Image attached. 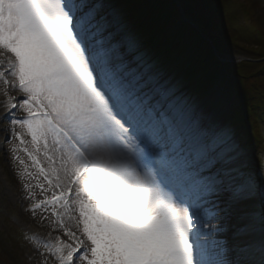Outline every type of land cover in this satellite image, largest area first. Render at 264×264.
Instances as JSON below:
<instances>
[{
  "label": "snow or ice",
  "instance_id": "6c2138e0",
  "mask_svg": "<svg viewBox=\"0 0 264 264\" xmlns=\"http://www.w3.org/2000/svg\"><path fill=\"white\" fill-rule=\"evenodd\" d=\"M0 85L57 264H264V176L203 99L175 0H0Z\"/></svg>",
  "mask_w": 264,
  "mask_h": 264
},
{
  "label": "rangeland",
  "instance_id": "374dc122",
  "mask_svg": "<svg viewBox=\"0 0 264 264\" xmlns=\"http://www.w3.org/2000/svg\"><path fill=\"white\" fill-rule=\"evenodd\" d=\"M183 4L187 20L194 21V25L186 31L187 48L190 55H199L206 53V51L212 52L211 42L207 37H201V41H198L196 35L200 33L202 29L199 26L198 18L190 9L197 8L196 12H199L200 2L199 0H179ZM180 5V4H179ZM205 8V7H204ZM194 10V9H193ZM204 14L210 20V26H220L221 21L216 19V11H220L224 16L222 22L227 24L221 25L220 31L224 35V51H215L214 55L222 62L221 64H228L231 67L239 65L242 61H248V56L240 54L241 52L236 49V41L231 40L232 34H236V30L240 31L247 40H238L241 47L251 46L250 37L259 39V34L264 33V0H218L209 10L201 9ZM249 10V12H247ZM224 12V14H223ZM197 14V13H196ZM214 17V19H212ZM185 21V20H184ZM230 25V26H229ZM200 40V39H199ZM199 56V57H201ZM209 56V55H207ZM203 58V57H202ZM212 59V58H211ZM211 59L207 63H211ZM196 60H193L195 63ZM219 62V61H218ZM252 62V61H251ZM250 62V63H251ZM263 62V61H262ZM263 64V63H261ZM241 66H243L241 64ZM210 68V67H209ZM235 68V67H234ZM222 72V68H220ZM264 73V66L259 65L255 68L252 78L249 77L251 71L246 73L245 87L247 91L253 90L254 87H258V80L263 77L260 72ZM220 72V73H221ZM235 75V74H234ZM237 78V76L235 75ZM206 83V80L205 82ZM243 80H240V85L230 75L217 74L214 77V83L208 88L207 93L203 91V99L207 105H210L214 119L223 125H227L232 133L233 137L239 146L242 154V160L252 174L254 172V166L257 163L260 165L261 173L259 176H264V112L257 120L256 114L260 110L257 108H251L252 110L246 111L241 103L246 100L251 106L263 105L264 100H259L251 94L248 98L247 93H243L245 87L243 86ZM242 90L239 93V87ZM2 88V85H0ZM15 94V93H14ZM244 95V96H243ZM4 99L0 94V100ZM18 99L22 97L18 96ZM255 107V106H254ZM214 110V111H213ZM242 110V111H241ZM240 111L241 114L246 115V122L252 124L255 120V132L249 139L242 141L241 136H237L235 122H230L229 119L234 117V114ZM4 112L3 108H0V113ZM17 118H22L25 114L22 111L17 110ZM9 127L5 121H0V129ZM19 131V129H17ZM258 135V136H257ZM26 139H30L25 137ZM6 137L3 131H0V143H4ZM5 146H0V264H42L46 258V264H57L55 257L48 255L47 250L43 247L45 243L54 242L56 232L52 231L54 227L52 224L53 217L51 216V210L47 212L37 210L35 215L29 211L31 205V199L28 198V191L25 189V184L32 186L31 190L39 194L35 199L43 198L40 193V189L34 187L36 180L27 174L21 175L24 172V166L20 165L17 159H14V155L25 160V164L28 165V171L35 173L36 169L31 166V161L22 152L13 154L10 151L11 145L18 144V141L14 137L11 138V144L4 143ZM252 145L257 148L256 154ZM248 146V147H247ZM43 161L42 157H40ZM263 163V165H262ZM46 166V165H45ZM255 177L256 175L253 174ZM40 182L43 183V178L40 177ZM47 187V185H45ZM50 195V193H49ZM39 199V200H40ZM42 216H46L47 219H41ZM67 223V221H66ZM51 233V235H50ZM43 254V255H41ZM248 259H254L259 261L258 248L249 256Z\"/></svg>",
  "mask_w": 264,
  "mask_h": 264
},
{
  "label": "trees",
  "instance_id": "16d2710c",
  "mask_svg": "<svg viewBox=\"0 0 264 264\" xmlns=\"http://www.w3.org/2000/svg\"><path fill=\"white\" fill-rule=\"evenodd\" d=\"M200 2V8L202 9H206V10H209V8H211L213 5H215V3H218V0H199ZM205 7V8H204ZM194 9V10H193ZM193 9H190V11H192L195 16L198 18V21H199V24L201 25V27L203 28L205 34H206V37H208V39L211 41L212 43V46L215 47V51H224V42H223V39H224V35H222L221 33V25L223 26V29H224V24H226L224 22H222V18L225 16L222 15V13L220 11H216L215 13V16H216V19L221 21V25L220 26H214V27H211L210 26V20L207 16H205L204 14H201L200 12H203L201 9L199 10V12H196L197 11V8H193ZM196 10V11H195ZM249 12V10L247 11ZM197 13V14H196ZM224 14V12H223ZM212 19H214V17H212ZM227 25V24H226ZM230 26V25H229ZM220 29V30H219ZM192 30V29H191ZM236 34H232L231 36V40L233 41V39H235L236 41V46H234L236 49H238L242 54L244 55V57L247 55L248 56V61H243L241 63H239V65L237 66H234V67H229V70L230 72H234L237 76V79L240 81V80H243V86L245 87V84H248L245 83V80L247 78H252L253 76V72L255 71V68L256 66L259 67V65H262L264 66V33L262 35L259 34V39H256V38H252L250 37L249 40H250V44L251 46H245V47H241L242 44H240V42L238 40H247V38H245V36L243 34H241L240 31H237L235 32ZM198 41L201 42L200 39V35L197 34L196 35ZM238 39V40H237ZM202 54H199L198 56L195 55V53L193 54V59L195 60H199V61H195L194 63V71H195V74L199 73V71L202 72V89L203 91L205 92L207 89V86H210L212 85V82L210 81V79L208 78L210 75H215L217 72L220 71V68L222 67L221 66V63L218 62L217 60V57L214 56V53L213 52H210L209 51H206V53H203V56H201ZM209 55V56H207ZM201 56V57H199ZM198 57V58H197ZM203 57V58H202ZM212 58V59H211ZM211 59V63H209L210 65L206 64L207 63V60L209 61ZM252 61V62H251ZM263 61V62H262ZM251 62V63H250ZM263 63V64H261ZM241 64L243 66H241ZM210 67V68H209ZM248 71H251L249 77L246 78V73H248ZM229 72V73H230ZM255 73V72H254ZM261 75H263L262 78H258L256 79V81L258 80V87H254V89L251 91H247V88L245 87L244 89V93H247V97L248 98H253V96L251 97V94L254 95V97L258 98L259 100H261L262 98V101L264 100V73L263 71L260 72ZM212 76V77H213ZM213 79V78H212ZM205 80L207 81L206 83ZM240 120V119H239Z\"/></svg>",
  "mask_w": 264,
  "mask_h": 264
},
{
  "label": "bare ground",
  "instance_id": "6f19581e",
  "mask_svg": "<svg viewBox=\"0 0 264 264\" xmlns=\"http://www.w3.org/2000/svg\"><path fill=\"white\" fill-rule=\"evenodd\" d=\"M2 104V103H1ZM0 108H2V107H0ZM214 111V110H213ZM5 143V142H4ZM4 143H0V146H5V144ZM42 157V156H41ZM42 159H43V157H42ZM35 193V197L37 198L38 196H39V194L37 193V195H36V192H34ZM39 199H40V197L38 198V200L36 199V201H39ZM31 204H32V201H31ZM54 227L56 226V225H54V224H52ZM57 234H60V235H62V233H57L56 232V235ZM66 239V238H65Z\"/></svg>",
  "mask_w": 264,
  "mask_h": 264
}]
</instances>
